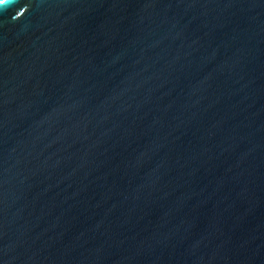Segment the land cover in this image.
<instances>
[{
	"label": "water",
	"instance_id": "obj_1",
	"mask_svg": "<svg viewBox=\"0 0 264 264\" xmlns=\"http://www.w3.org/2000/svg\"><path fill=\"white\" fill-rule=\"evenodd\" d=\"M0 264H264V0H3Z\"/></svg>",
	"mask_w": 264,
	"mask_h": 264
},
{
	"label": "snow or ice",
	"instance_id": "obj_2",
	"mask_svg": "<svg viewBox=\"0 0 264 264\" xmlns=\"http://www.w3.org/2000/svg\"><path fill=\"white\" fill-rule=\"evenodd\" d=\"M3 2V0H0V3H2Z\"/></svg>",
	"mask_w": 264,
	"mask_h": 264
}]
</instances>
